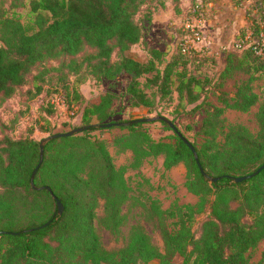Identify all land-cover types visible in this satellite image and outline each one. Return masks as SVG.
<instances>
[{"label":"trees","instance_id":"16d2710c","mask_svg":"<svg viewBox=\"0 0 264 264\" xmlns=\"http://www.w3.org/2000/svg\"><path fill=\"white\" fill-rule=\"evenodd\" d=\"M166 1L29 0L28 22L17 11L0 14V106L27 83L38 66L43 68L35 77L42 78L50 69L44 64L60 59L57 70L79 74V84L88 74L96 79L129 74L127 92L135 105L153 104L140 80L153 73L146 85L156 86L158 96L170 98L175 84L182 107L194 104L191 110L202 108L206 113L201 125L203 141H191L203 171L194 151L166 120L152 119L172 128L174 141L154 138L145 128L144 118L108 121L116 114L117 99L110 90L100 94L99 102L86 101L82 132L47 139L4 135L0 138V264H147L153 259H159V264H175L177 255L182 257L180 264H251L248 251L264 239V167L241 181L234 178L264 164V105L256 112V133L243 123L226 126L223 115L228 108L248 110L258 102L251 81L264 72V0H253L247 10L251 38H245L247 28H242L241 41L224 50L222 79L236 70L249 77L237 85L233 95L221 91V104L208 100L207 77L188 70L189 65L198 67L208 57L218 59L194 47L184 51L185 36L192 33L189 27H178L175 52L162 69L156 63L163 55L160 49L151 48L153 57L147 61L131 53L132 46L143 38L138 12L153 3L154 9L162 7ZM53 90L71 110L76 101L85 100L77 86L62 84ZM51 104L56 112L58 105ZM47 122L44 130L49 131L53 125L51 120ZM108 122L113 124L106 125ZM116 125L128 128L113 143L132 150L133 165L161 153L166 169L184 162L186 186L199 195L196 205L167 209L151 200L164 250L153 243L142 224L135 225L128 242L115 250L104 247L95 227L101 198L104 223L117 230L123 224L122 206L129 197L125 170L116 165L108 140L90 133ZM57 198L64 205L62 213ZM196 212H206V216L194 228ZM169 217L177 220L168 222Z\"/></svg>","mask_w":264,"mask_h":264},{"label":"rangeland","instance_id":"374dc122","mask_svg":"<svg viewBox=\"0 0 264 264\" xmlns=\"http://www.w3.org/2000/svg\"><path fill=\"white\" fill-rule=\"evenodd\" d=\"M29 0H0V14L17 11L23 22L29 21ZM253 0H242L237 4L236 0H180L175 4L167 0L162 7L154 9L153 4L140 10L137 18L143 23V38L131 48V53L142 61H147L152 56L150 49L158 48L163 52L160 59L156 60L158 67L162 69L169 61L176 49L178 27L195 28L197 34L192 30L191 34L185 36L195 47L202 52L215 54L218 59H208L199 63L198 67L189 65L188 70L197 73L201 77H207L208 100L221 104L219 95L226 91L233 95L237 85L249 77L248 73L236 70L234 75L222 79L221 72L224 69V50L241 41L238 34L242 28H247L245 38H251L248 29L250 18L247 10ZM152 5V7H150ZM197 10V11H196ZM196 11L195 14H191ZM150 15V17H149ZM61 60H48L44 66L42 78L35 75L42 66H38L29 76L26 84L0 106V138L9 135L13 138L34 137L36 139H47L50 134L67 131L81 125V117L86 101L99 102V96L106 91H114L117 99L114 100L116 114L110 120L137 119L157 117L163 115L173 120L180 130L191 140L201 143L204 134L201 125L205 117L202 108L191 110L194 104L186 108L179 104V93L175 84L171 85L172 95L170 98H161L157 95L156 86L146 85L147 77L153 73H147L140 77L142 87L148 91L153 99L152 105H135L131 95L127 92V85L131 76L121 73L115 78L96 79L88 74L83 83H78L81 76L66 70H57ZM63 71L65 76H63ZM66 84L69 88L77 86L85 100H78L72 110L67 108L64 98L53 90L57 85ZM251 84L258 94V102L248 110L228 108L223 115L225 125L230 123H243L252 132L259 130L256 112L264 105V72L256 76ZM40 85V88L38 87ZM58 105L54 112L51 103ZM75 111V114H73ZM53 125L49 131L44 130L49 126L47 120ZM97 121V118H93ZM145 128L156 139L169 141L175 140V132L160 119L145 120ZM51 128V129H50ZM128 131L126 126L116 125L113 127L96 128L90 133L104 137L109 142V148L113 159L119 168H124V174L129 185V197L122 206L124 214L123 224L112 230L104 223L105 216L104 199L101 198L96 208L95 227L100 235L102 244L108 250H115L125 245L130 237L133 227L142 224L154 244L164 250V241L160 228L157 226L158 215L150 208L151 200L157 201L164 209L175 205H196L199 195L190 191L186 186L187 166L179 162L170 169L164 167V154L149 156L137 166L133 165L134 155L131 149H120L114 145L116 136ZM82 132V131H80ZM223 138L222 135L220 136ZM206 216V212L194 213V228ZM177 217H169L168 222H174ZM264 239L248 251L251 264H264L263 260ZM175 264H180L182 257L174 258ZM147 264H159V259H153Z\"/></svg>","mask_w":264,"mask_h":264},{"label":"water","instance_id":"95a60500","mask_svg":"<svg viewBox=\"0 0 264 264\" xmlns=\"http://www.w3.org/2000/svg\"><path fill=\"white\" fill-rule=\"evenodd\" d=\"M154 118H161V119L166 120V121L168 122V124H169V125L175 130V131L178 132V134L184 139V141H185V142L191 147V149L194 151V153H195V157H196V160L198 161L199 166H200L201 170L203 171V168H202V165H201V163H200V161H199V157H198V154H197V152H196V148H195V146L193 145V143L191 142V140H189V138H187L186 136L183 135V133L179 130V128H178V127L176 126V124L174 123V121L171 120V119H169V118L166 117V116H163V115H159V116H157V117H147V118H144V119H146V120H152V119H154ZM111 124H113V123H112V122H108L106 125H111ZM84 128H85V127H83V126H78V127H74V128H72V129H70V130H67V131H59V132H55V133L51 134V135L49 136V138H56V137H59V136H68V135L74 134V133H76V132H80V131H82ZM43 152H44V147L42 146V147H41V161H42V157H43ZM263 167H264V164L261 165V166H260L256 171H254L253 173H250V174H247V175H239V176H236V177L234 178V180H235V181H241V180H243V179L249 178V177L253 176L254 174L258 173ZM37 168H38V166H37V167L35 168V170H34V173H33V175H32V180H33V178H34V174H35ZM215 179H217V177H213V178H212V180H215ZM57 204H58L59 212L62 213L63 210H64V205H63V203L61 202V200L58 199V198H57ZM1 232H3V231L0 230V233H1Z\"/></svg>","mask_w":264,"mask_h":264},{"label":"built area","instance_id":"2783aa9c","mask_svg":"<svg viewBox=\"0 0 264 264\" xmlns=\"http://www.w3.org/2000/svg\"><path fill=\"white\" fill-rule=\"evenodd\" d=\"M192 30L194 31L195 34H197V31L195 30L194 27H192L191 31H192ZM192 47H194V48H196L197 50H199L197 47H195V46L193 45V43H191V42L189 41L188 38H185V40L183 41V49H184V51L190 50ZM259 51H262V48H260Z\"/></svg>","mask_w":264,"mask_h":264}]
</instances>
